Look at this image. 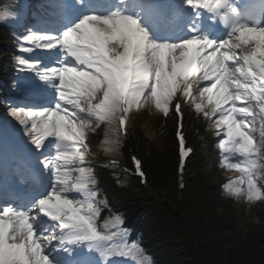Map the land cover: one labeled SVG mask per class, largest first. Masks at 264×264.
Returning <instances> with one entry per match:
<instances>
[{
    "label": "snow or ice",
    "instance_id": "6c2138e0",
    "mask_svg": "<svg viewBox=\"0 0 264 264\" xmlns=\"http://www.w3.org/2000/svg\"><path fill=\"white\" fill-rule=\"evenodd\" d=\"M126 2L120 0L121 4ZM141 2L151 5L161 18L171 19L166 0ZM200 19L196 14L188 27L190 35L184 38L157 40L137 18L118 9L109 15H86L59 36L35 38L46 40L44 47L48 49L59 45L60 59L56 66L38 73L54 88L58 102L51 108L28 110L26 118L23 109L19 113L14 110L13 115L20 118L31 143L38 150L45 145L46 137L55 142V155L45 159L51 165L48 169L54 179L48 194L28 209L4 207L0 210V264H53L50 259L53 250L63 252L74 264H80L77 245L87 242L89 248H102L106 237L93 226L92 204L85 207L80 200L63 195L71 189L65 178L68 174L61 168L74 157L83 162V153L76 145L87 150L84 143L86 129L94 124L98 126L100 121L114 122L118 113L128 112L133 105L140 106L149 97L154 98L155 106L167 114L166 105L178 91L188 98L194 88L198 89L199 96L206 99V105L197 104V111L211 106L210 113L205 111L204 115L209 117L218 113L216 123L226 126V139L219 147L241 156L253 151L254 137L245 129L254 124L253 113L258 108L262 122L261 147H264V32L256 30L253 34L258 33V39L244 47L228 37L213 39L203 34L198 23ZM24 39L31 42L34 37ZM239 39L247 44L249 36L241 30ZM23 50L32 51L31 48ZM19 63L25 65L28 61L20 59ZM202 82L207 83L201 87ZM70 90L76 93L71 98L67 95ZM94 100L98 103H93ZM175 112L182 120L179 104ZM67 117H71V121ZM88 117L96 119L93 121ZM28 119H31L30 128ZM41 125L42 133L38 132ZM180 128L182 124L176 133L182 172L191 149H185ZM226 145L230 147L226 148ZM70 149H74L71 155ZM252 164H255L254 160ZM229 166L238 167L236 164ZM77 170L82 176L87 171L82 167ZM136 171L144 176L138 160ZM245 182L249 200L264 195L251 175L247 181L241 179L232 183ZM227 187L233 191L232 184ZM86 188L87 183L83 180L76 185L77 191ZM240 192L237 186L235 194ZM41 214L52 223L37 219ZM56 228L61 230L58 236L54 231ZM53 240L57 242L54 244Z\"/></svg>",
    "mask_w": 264,
    "mask_h": 264
},
{
    "label": "trees",
    "instance_id": "16d2710c",
    "mask_svg": "<svg viewBox=\"0 0 264 264\" xmlns=\"http://www.w3.org/2000/svg\"><path fill=\"white\" fill-rule=\"evenodd\" d=\"M15 17L10 10L0 11V41L4 45L0 48L3 62L0 77L9 85L14 84L19 74L18 65L10 62L17 54L13 49H20L18 40L21 38L11 30L17 24ZM5 95L0 87V106ZM147 109L144 105L142 111L146 113ZM163 114L155 106L153 124ZM199 115L197 109L188 115L186 123L190 134ZM175 121V116L169 115L157 138L142 124L137 129L144 166L156 198L149 197L137 182H130L128 189L113 187L108 173L93 166L86 169L87 180L98 187L100 201L107 205L108 211L124 218L129 229L136 232L134 241L145 253L147 264H264V212L259 219H254L258 201L247 199L243 217L239 216L232 200L222 192L223 184L213 183L221 168L216 164V170L204 173L205 150L211 149L212 157L218 153L215 147L204 144L202 135L194 139L196 152L190 161L192 174L179 198ZM126 147L122 146L121 154L127 158ZM142 202L149 206L133 219V212L140 209ZM221 207L222 213L219 212ZM259 220L258 226L243 228L250 224L249 221Z\"/></svg>",
    "mask_w": 264,
    "mask_h": 264
},
{
    "label": "rangeland",
    "instance_id": "374dc122",
    "mask_svg": "<svg viewBox=\"0 0 264 264\" xmlns=\"http://www.w3.org/2000/svg\"><path fill=\"white\" fill-rule=\"evenodd\" d=\"M101 15V14H99ZM48 31L49 30H55V28H53V26H47ZM57 28V27H56ZM49 32H54V31H49ZM45 34V33H44ZM54 34H45V35H40L37 34V38L40 36H53ZM55 36V35H54ZM41 43H43L44 45L47 43L46 40H40ZM248 42H251L250 39H248ZM56 47L48 49L49 53H51L52 55L51 60H50V67L52 66V62H55L57 64V60L60 57V53H57L56 51ZM55 54H57L58 56H55ZM55 56V57H54ZM54 57V58H53ZM53 58V59H52ZM49 63V62H48ZM56 64L54 66H56ZM42 65H45V63H42ZM207 82H202L201 83V87L204 86V84ZM46 86L48 87V92L47 95L50 99V101L53 100H57V93L54 90L53 87H51L49 84L46 83ZM73 94H75L73 91H69L67 93V95L69 96V98H71L73 96ZM146 96H148V94H145ZM148 99H151L150 97ZM95 101V100H94ZM58 102V100H57ZM195 102H204V104L206 105V99L205 98H201L199 96V94L197 95ZM205 110L208 111L210 113L211 111V106H206ZM81 115H84L83 113H80ZM253 115L255 116V122L254 124H249L248 128L245 129L246 131H248L251 135H253L254 137V144H253V151L248 154L247 156H241V162L238 164V167H231L229 166V168L225 169V172L227 174L230 175H240V177L244 178L245 180L249 177V175H251V177L253 178V180L256 183V186L258 188H261V183L264 177V147H261V140H260V125H262L261 119H260V115H259V109H256V111L253 113ZM24 118H26V112H25V116ZM70 121H71V117H67ZM210 120L214 123V127L217 128V132L216 130L213 131L212 136H214L215 134H218V138H225L226 135V126L225 125H218L216 123V121L219 119V114L217 113L216 116H209ZM88 119L95 121V117H88ZM29 120V119H28ZM86 137L87 139L85 140V142H87V145L92 149V151H94L96 153V151L98 150L99 147L96 146L95 142L98 139V137H101L102 140L106 141V140H110V139H116V130L104 125L103 123H98V126L96 124H94L91 128L86 129ZM30 143V141H29ZM113 143L111 141L108 142V146L112 147ZM106 146V145H105ZM52 147H54V145H52ZM107 147V146H106ZM93 152V153H94ZM238 155V154H237ZM236 155V156H237ZM255 161V164H252V161ZM51 167V165H49ZM70 167V166H69ZM208 171L212 170V165H209V167L207 168ZM235 169H237L238 171H235ZM241 169V170H240ZM63 170V167L61 168V171ZM54 171V170H53ZM64 172V171H63ZM74 172V171H73ZM71 170L69 168L67 174L68 176H65L66 179H68V188H69V184L71 182H77L80 183L78 180L74 179V176L76 174H71ZM63 175V173H62ZM53 177V176H52ZM54 179V178H53ZM61 188H63V185L60 186ZM248 187V186H247ZM65 194H68V192H66ZM92 195L93 193L88 191L87 193H84L82 195V203L84 205L87 204H92ZM78 198V197H77ZM221 213V211H220ZM51 259H53V264H59V257L56 255V253H54L51 257Z\"/></svg>",
    "mask_w": 264,
    "mask_h": 264
},
{
    "label": "bare ground",
    "instance_id": "6f19581e",
    "mask_svg": "<svg viewBox=\"0 0 264 264\" xmlns=\"http://www.w3.org/2000/svg\"><path fill=\"white\" fill-rule=\"evenodd\" d=\"M134 2L133 0L128 2V6L132 5ZM141 8H145V5H140ZM111 14V13H110ZM106 15H109V14H106ZM240 37V35H238ZM240 44L244 45V47H249L251 45V43H247L245 44V42H239Z\"/></svg>",
    "mask_w": 264,
    "mask_h": 264
}]
</instances>
